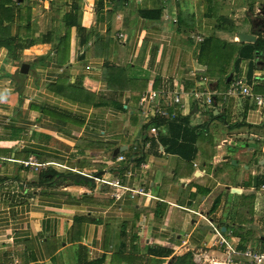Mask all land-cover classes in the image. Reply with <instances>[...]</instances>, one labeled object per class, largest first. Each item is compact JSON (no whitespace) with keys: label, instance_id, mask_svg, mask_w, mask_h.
I'll return each mask as SVG.
<instances>
[{"label":"crops","instance_id":"1","mask_svg":"<svg viewBox=\"0 0 264 264\" xmlns=\"http://www.w3.org/2000/svg\"><path fill=\"white\" fill-rule=\"evenodd\" d=\"M263 11L264 0H0V264H206L221 257L210 224L264 249V45L244 48L264 40L251 24ZM210 35L231 49L221 77L206 74ZM228 74L251 95L228 94ZM196 88L211 106L186 96L170 121L138 103ZM47 172L101 174L36 184Z\"/></svg>","mask_w":264,"mask_h":264},{"label":"built area","instance_id":"2","mask_svg":"<svg viewBox=\"0 0 264 264\" xmlns=\"http://www.w3.org/2000/svg\"><path fill=\"white\" fill-rule=\"evenodd\" d=\"M199 81H206L205 76L201 75L198 77ZM227 93L233 96L249 97L251 95L250 88L245 83L241 76L235 75L231 78L228 83ZM189 96L194 103L204 109L211 106V96L207 89H192L189 92L178 91V92H162L149 89L144 92L139 98V106L145 111H150L153 117L162 118L165 121H170L175 118V114L169 113L167 109L174 105L178 107L183 106L184 97ZM253 101L256 105H261L263 103V98L257 95H253ZM150 130L156 135L155 128L151 127ZM119 156L118 159H122ZM25 164H33L32 162H25ZM50 165L57 166L60 168H65L61 164L50 163ZM145 167V164H142ZM98 177L94 178L97 181ZM99 180V179H98ZM100 181V180H99ZM101 182L117 186V180H101ZM138 193V190L134 191ZM212 229V241L211 247L218 250L221 257H210L206 264H264V249L259 250L253 247L238 248L230 240V234L224 235L220 229L216 226L210 224ZM231 238V237H230ZM8 240L11 241L12 238L8 236ZM6 264H19L15 257H12L10 261Z\"/></svg>","mask_w":264,"mask_h":264},{"label":"trees","instance_id":"3","mask_svg":"<svg viewBox=\"0 0 264 264\" xmlns=\"http://www.w3.org/2000/svg\"><path fill=\"white\" fill-rule=\"evenodd\" d=\"M261 45H264V40L258 37L255 39L253 43L246 44L244 48L246 51L251 53L254 49H257ZM201 47H202L201 50L205 48L207 53L212 51L210 53V56L206 60V64H207L206 74L212 77H217V76L221 77L223 75V73L221 72V67L227 61V59L230 58L231 49H230V53L228 54L229 52L228 47L221 45L219 41L215 39L212 35L207 36L203 40ZM236 64H237V59L234 61V66H236ZM56 175H58V173L55 172H47L46 174H42L36 184H41L45 180L51 182ZM46 176H51V178L46 179Z\"/></svg>","mask_w":264,"mask_h":264},{"label":"water","instance_id":"4","mask_svg":"<svg viewBox=\"0 0 264 264\" xmlns=\"http://www.w3.org/2000/svg\"><path fill=\"white\" fill-rule=\"evenodd\" d=\"M251 24H252V26H256L259 29H261L262 34L264 36V11L261 13V17L260 18H254L252 20ZM238 37L241 41H246V42H251L254 40V36L251 34L239 33ZM26 67H27L26 64H21L20 71L25 72ZM230 78H231V74H228L226 77V81H229ZM227 157L228 156H225V158H227ZM230 162L232 164H235L234 160H230ZM258 164L264 165V157L258 160ZM100 174H101V172H96V173H93L92 175H85V174H82L79 172H72V173H69L66 175H56L54 177V179L58 180L60 177H65V178L72 180L74 182H77V183L78 182L92 183L94 181V178L98 177V175H100ZM230 191L238 193L239 189L235 188V187H231Z\"/></svg>","mask_w":264,"mask_h":264}]
</instances>
